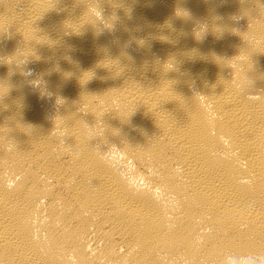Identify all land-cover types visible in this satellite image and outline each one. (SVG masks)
Wrapping results in <instances>:
<instances>
[{
    "label": "bare ground",
    "instance_id": "6f19581e",
    "mask_svg": "<svg viewBox=\"0 0 264 264\" xmlns=\"http://www.w3.org/2000/svg\"><path fill=\"white\" fill-rule=\"evenodd\" d=\"M0 264H264V0H0Z\"/></svg>",
    "mask_w": 264,
    "mask_h": 264
}]
</instances>
